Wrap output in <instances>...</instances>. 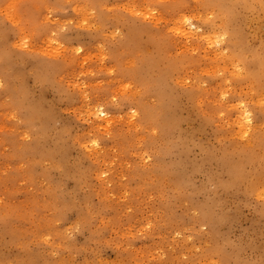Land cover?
<instances>
[{
    "label": "rangeland",
    "instance_id": "374dc122",
    "mask_svg": "<svg viewBox=\"0 0 264 264\" xmlns=\"http://www.w3.org/2000/svg\"><path fill=\"white\" fill-rule=\"evenodd\" d=\"M0 264H264V0H0Z\"/></svg>",
    "mask_w": 264,
    "mask_h": 264
},
{
    "label": "bare ground",
    "instance_id": "6f19581e",
    "mask_svg": "<svg viewBox=\"0 0 264 264\" xmlns=\"http://www.w3.org/2000/svg\"><path fill=\"white\" fill-rule=\"evenodd\" d=\"M11 14H12V13H11ZM181 22H182V21H181ZM223 64H224V63H223ZM93 112H94V111H93ZM241 117L244 119V120H242V121H245V120L247 119L248 116H247V115H242ZM245 122H246V121H245ZM243 123H244V122H243ZM252 140H253V139H252ZM256 142H257V141H256Z\"/></svg>",
    "mask_w": 264,
    "mask_h": 264
},
{
    "label": "snow or ice",
    "instance_id": "6c2138e0",
    "mask_svg": "<svg viewBox=\"0 0 264 264\" xmlns=\"http://www.w3.org/2000/svg\"><path fill=\"white\" fill-rule=\"evenodd\" d=\"M93 143H95V141H93Z\"/></svg>",
    "mask_w": 264,
    "mask_h": 264
}]
</instances>
